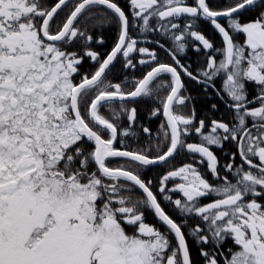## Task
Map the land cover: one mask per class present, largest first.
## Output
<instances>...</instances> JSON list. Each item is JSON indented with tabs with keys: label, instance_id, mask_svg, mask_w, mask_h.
<instances>
[{
	"label": "snow or ice",
	"instance_id": "6c2138e0",
	"mask_svg": "<svg viewBox=\"0 0 264 264\" xmlns=\"http://www.w3.org/2000/svg\"><path fill=\"white\" fill-rule=\"evenodd\" d=\"M0 264H264V0H0Z\"/></svg>",
	"mask_w": 264,
	"mask_h": 264
}]
</instances>
